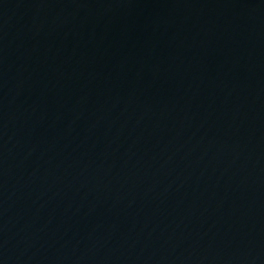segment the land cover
Listing matches in <instances>:
<instances>
[{
  "label": "water",
  "instance_id": "water-1",
  "mask_svg": "<svg viewBox=\"0 0 264 264\" xmlns=\"http://www.w3.org/2000/svg\"><path fill=\"white\" fill-rule=\"evenodd\" d=\"M0 264H264V0H0Z\"/></svg>",
  "mask_w": 264,
  "mask_h": 264
}]
</instances>
